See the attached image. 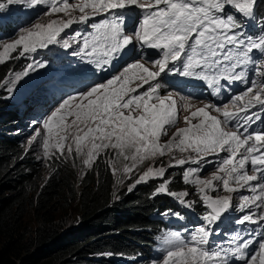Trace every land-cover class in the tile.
<instances>
[{
    "label": "snow or ice",
    "instance_id": "6c2138e0",
    "mask_svg": "<svg viewBox=\"0 0 264 264\" xmlns=\"http://www.w3.org/2000/svg\"><path fill=\"white\" fill-rule=\"evenodd\" d=\"M24 3L30 7L48 4L51 13H64L69 18L36 25L38 31H29L26 36L3 44L0 46V63L11 58L18 46H22L21 56L36 51L37 47L46 48L56 43L60 33L73 23H86L90 17L101 13H107L111 18L93 25L94 31L83 36L79 50L72 53L79 57L80 65L74 69L78 75L94 74L91 64L102 68L136 53L137 43L141 48L146 46L154 50L160 57L152 62L155 71L139 60L127 63L119 75L106 82H94L86 91L64 99L42 122L47 133L43 141L45 154L52 148L63 154L67 136L61 133L73 126L75 148L69 144L68 153L75 150L76 155L84 154V165L91 166L101 150H115L117 155L132 161L131 167L124 166L125 173L132 172L138 162L163 157L173 149L190 150L196 155L173 159L168 167L189 161L199 164L207 162L205 157L224 153L211 178L201 179L196 175V169L185 173L184 182L195 186L198 201L187 200V191H169L167 179L157 186L154 195L173 196L189 208L194 203H203L207 209L203 216L206 224L198 227L188 241L178 233L165 239L170 247L161 264H227L229 253L244 264H264V237L259 241L245 239L236 244L241 239L237 235L230 241L236 244L235 247L217 250L207 247L213 234L212 225L223 222L228 218L225 214L232 210L230 195L213 196L210 192L222 187L225 193H233L250 186L252 181L264 180V128L250 131L257 121L264 124V80L248 81L250 86L231 98L234 110H229L228 105L222 109L206 104L192 111V118H200L198 123L193 124L192 119L185 116L188 127L177 129L173 139L165 144H160L159 139L166 134L165 126L175 123L177 100L171 94L159 95V86L150 83L162 73L206 81L217 86V90L221 80L245 81L246 73L237 69L252 63V54L256 50L264 54V34L256 38L248 35L242 30L237 16L253 17L257 0H79L77 4L68 0H0V10ZM133 6L141 11L139 17L133 18V34L127 35L124 33L125 12ZM76 9L81 13L78 17L71 15ZM261 32L264 33V29ZM63 47L69 48L70 44L65 42ZM35 66L45 67L42 63ZM33 68L34 65L29 64L22 73H16L15 81L27 76ZM255 74L264 77V65L256 67ZM133 81H138L135 87L131 86ZM145 84L149 85L147 91L134 94ZM188 107L190 105L186 103L185 108ZM210 108L220 113L223 120L206 110ZM257 108L258 111L254 110ZM67 117H74L71 124L66 123ZM228 125L234 130H228ZM248 165H251L252 175L246 171ZM166 171L163 165L148 167L135 184L163 178ZM251 191L254 195L244 196L239 205V211H249L235 221L237 224L264 221V183L252 186ZM253 207L260 210L259 214L251 211ZM254 243L258 248L247 252Z\"/></svg>",
    "mask_w": 264,
    "mask_h": 264
},
{
    "label": "rangeland",
    "instance_id": "374dc122",
    "mask_svg": "<svg viewBox=\"0 0 264 264\" xmlns=\"http://www.w3.org/2000/svg\"><path fill=\"white\" fill-rule=\"evenodd\" d=\"M71 4L79 3V0H68ZM137 8L133 6L130 10L125 12V27L124 33L132 35L131 32L134 31L133 18L139 17L140 10L134 11ZM255 10L261 11V15L264 18V2L262 0H257L255 5ZM132 11L134 13H132ZM231 11V10H229ZM0 13L4 17L15 15L17 19H25V26H22L17 31L12 32V34L5 38H0V46L5 43H10L18 39L21 35H27L29 31H38L35 28L36 25H47L53 20H67L69 16L64 13H51L50 6L48 4H40L30 7L27 3L24 4H12L7 8L0 10ZM81 13L78 9L74 10L71 15L78 17ZM107 13H101L96 16L90 17L86 23L75 22L73 25L65 29L57 38V42L49 44L46 48L37 47L36 51L29 52L23 56L20 55L22 46H18L17 50L11 54V58L6 59L3 63H0V99L5 102L6 107H10L15 110L16 114L12 116V124L9 133L14 134L16 139L14 141L17 150L19 161L21 158H28L32 160L33 170H34V185L37 187L36 190L47 180L50 176L58 177L59 170L61 167L64 168L66 177H69L70 183L73 188L79 186L86 172H93L94 167L97 163L98 158L104 157L105 163L110 166L113 185L115 186L114 196H118L120 193H125L129 191V188L135 185L136 179L141 175L148 167H159L161 165L165 166L167 171L163 178L151 179L156 181L157 186L161 184L165 179L169 180L168 189L171 192L181 193L187 191L189 193L187 200L198 201L199 196L195 191V186L191 184H186L184 182V175L189 169H196V175L201 179L211 178L214 173L217 172L219 163L224 157V153L217 155H212L205 157L207 162H201L199 164L189 161L184 165H174L168 167L173 159L187 158L188 156H195L194 152L185 151L180 152L178 149H173L172 153H166L163 157H156L155 159H146L143 162H138L137 166L133 168L132 172L125 173L124 166L128 165L131 167V159L125 160L122 156L116 154L115 150H101L97 159H95L91 166H86L83 163V159L86 158L84 154L76 155L75 150L72 153L67 152V146L72 144L73 149L75 148L72 136L75 134V127L66 129L62 135H66L67 138L64 141L65 149L63 154L60 150L52 148L48 154H45V149L43 146V141L46 131L43 129L42 122L45 120L54 110H56L64 99L70 96L78 95L79 92L86 91L88 87L95 83L106 82L110 79L109 73L100 74L101 68H97L96 65H90L95 71L94 74L97 76L94 78L93 73H88L87 76L78 75L74 69L78 68L80 65L79 57L74 56L72 53L78 51V46L82 45V37L93 32V25L100 23L101 21L108 19ZM126 14H128L126 16ZM238 21L242 24V30L248 33V29L253 23L251 18H243L237 16ZM253 38H256L255 35ZM65 42L70 44L69 48H64ZM253 55L252 63L247 66H243L242 69H237V71L243 70L246 73L245 81H227L226 85L217 90L216 99L210 98L212 103L205 101L204 99H192L186 97V95H180L176 91L169 89L170 87H164L159 90V95L167 96L172 95L174 99L177 100V116L175 118V123L171 126H165L166 134H162L159 139L160 144H165L169 140L173 139L174 134L177 133V129L188 127L187 122L184 117L189 116L192 119V123H198L199 118H192L190 113L195 111V109L200 108V105H213L215 107L224 108L228 105L229 110H234V106L231 104V98L235 95L242 94L247 87L250 86L248 81L251 80H264V77H260L255 74V68L264 65V57L260 50H256ZM159 55H156L154 50L148 49L146 46L141 48L140 45H136V53L130 54L129 56H124L122 63L115 62L117 66L114 71L124 69L127 63H134L139 60L141 63L146 64V67H150L154 71L152 62L159 59ZM44 64L47 67H36L37 64ZM119 63V64H118ZM29 64L34 65V68L29 70L28 75L22 77L20 81H15V74L22 73ZM152 66V67H151ZM53 70L55 72L47 73V70ZM66 69L69 70L66 76ZM45 72V73H44ZM44 74V78L42 75ZM90 74V75H89ZM119 75V74H118ZM167 75L161 74V77H166ZM172 78H177L178 75L168 74ZM85 78H88V83L85 82ZM46 80V86H45ZM157 80V79H156ZM156 80L154 82H156ZM60 83L58 87L57 84ZM81 81H84L80 84ZM160 81V80H159ZM151 82V81H150ZM52 84V88H48V84ZM138 81H133L131 86L135 87ZM164 83V82H163ZM66 84V85H65ZM155 85L154 83H151ZM86 85V86H85ZM149 85L145 84L143 89H137L138 94L145 89H148ZM58 89V90H57ZM69 89V90H68ZM155 102V101H153ZM190 105V107L185 108V104ZM258 111L259 109H254ZM210 113L212 115H217L221 120L223 117L220 113H216L214 108H210ZM14 119V120H13ZM74 117H67L66 123L71 124ZM264 128V125H263ZM260 128L258 122L252 125L251 130L259 131ZM228 130H234L232 125H228ZM39 132V135L37 133ZM36 137V139H33ZM86 151V149H85ZM127 155L131 157V152ZM116 169V171H114ZM93 170V171H92ZM246 171L249 175L253 174L251 165H248ZM150 181V180H149ZM144 183V182H142ZM219 183V182H214ZM258 183H264V180L252 181L250 186L239 189L233 193H225L222 187H219L217 191L210 192L211 195H230L231 196V212L225 214L228 218L223 220V222H218L212 225L213 234L209 237L208 249L217 250L230 244V241L234 236L239 235L241 240H237L236 244L242 243V240L254 238L259 241L264 237V221L260 224L245 223L243 225L235 223L243 214H246L249 209H244L243 212L239 211V205L242 203V198L244 196H252L254 193L251 191V187ZM171 186H178L177 189H170ZM157 188V187H156ZM36 192V191H35ZM35 192H32V196H35ZM65 197L62 198V192L51 195L50 200L46 203V208H43L39 212H34L33 205H28L26 207L25 221L29 224H34L36 219H40V213L45 212L48 215L55 217V220L60 219V232L63 235H70L76 232V229L71 228L78 222V212L75 200L73 196H69L67 192H64ZM165 195L167 199L170 198L174 203L173 207L164 210L159 213L168 225L160 232H156L155 236L158 237L159 254L155 258L154 262H149V264H161L165 251L170 247L165 243V239L171 234L178 233L182 239L188 241L195 230L201 225L206 224L203 220V216L206 213V208L203 203H194L193 207L189 208L185 204H182L175 197L167 194ZM183 209V210H181ZM188 212L193 216V219H188V222L181 224L184 217L183 211ZM252 212L259 214V209L253 207ZM158 212H154L151 216L157 217ZM177 222V223H175ZM247 235V237H246ZM249 237V238H248ZM236 244L234 246H236ZM221 245V246H220ZM220 246V247H219ZM256 249L258 244L255 243ZM90 255V256H89ZM86 255L88 257H98L96 254ZM107 258H113L118 260L119 257L116 255H106ZM139 257V256H138ZM125 260L124 258H122ZM135 259V258H134ZM143 260L140 258L138 262ZM231 262V261H230ZM238 264V263H232ZM244 264V263H243Z\"/></svg>",
    "mask_w": 264,
    "mask_h": 264
},
{
    "label": "trees",
    "instance_id": "16d2710c",
    "mask_svg": "<svg viewBox=\"0 0 264 264\" xmlns=\"http://www.w3.org/2000/svg\"><path fill=\"white\" fill-rule=\"evenodd\" d=\"M260 25L264 28V19ZM3 28L5 21L0 20ZM15 112L0 99V264H139L136 257L151 250L162 224L151 215L168 206L167 196L154 195L156 181L135 184L115 197L110 166L101 157L76 188L61 167L58 177L50 176L36 190L32 160H17L16 137L9 133ZM63 191L76 203L78 222L71 227L76 232L63 235L61 220L45 212L34 224L25 221L28 205L34 203L37 213L51 195L62 192L64 198Z\"/></svg>",
    "mask_w": 264,
    "mask_h": 264
},
{
    "label": "bare ground",
    "instance_id": "6f19581e",
    "mask_svg": "<svg viewBox=\"0 0 264 264\" xmlns=\"http://www.w3.org/2000/svg\"><path fill=\"white\" fill-rule=\"evenodd\" d=\"M137 11L138 10H140V9H136ZM131 11V10H130ZM141 11V10H140ZM127 12V11H126ZM129 12V11H128ZM132 13H134L133 11H132ZM128 14H126V16H127ZM106 16L108 17V19H110L111 17H110V15L109 14H106ZM129 34V33H128ZM127 34V35H128ZM131 34H133V32H131ZM137 44H139V43H137ZM137 46H139V45H137ZM141 47V46H140ZM119 62H121V60H119ZM119 64V63H118ZM91 65H93V67H94V64H91ZM146 65V64H145ZM117 66V64L116 63H114L113 65H110V66H104V67H102L101 68V75L103 74V73H109L110 74V76H115V75H118V74H120L123 70L121 69L120 70V68L118 69V70H116V71H114V68ZM179 65H177V67H178ZM91 67V66H90ZM152 67V66H151ZM150 68V67H149ZM94 69H95V67H94ZM95 72V71H94ZM100 74H94V76L95 75H100ZM90 75V74H89ZM97 76H95L94 78H96ZM162 78L163 77H158L157 78V80H156V82H154V81H151L150 83H154L155 85H158L159 86V88H161V87H163L164 86V83H163V80H162ZM177 79H190V78H185V77H181V76H177ZM194 79V78H193ZM160 80V81H159ZM88 81H89V79L88 78H85V82L84 81H81L80 82V84L82 83V82H84V83H88ZM136 82V81H135ZM86 86V85H85ZM132 87H133V85H132ZM58 90V89H57ZM69 90V89H68ZM147 90V89H146ZM173 91H176L178 94H179V89H176V90H173ZM192 95L193 96H198V95H202V93L201 92H194V93H192ZM176 99H178L177 97H176ZM205 101H208V100H205ZM200 107H203L202 105H200ZM196 110V109H195ZM206 110H208V111H210V109H206ZM213 114V113H212ZM200 119V118H199ZM164 135V134H163ZM246 237H247V235H246ZM249 238V237H248ZM241 240V239H240ZM243 241V240H242ZM239 243H240V241H239ZM238 243V244H239ZM231 244V243H230ZM235 245V244H234ZM221 246V245H220ZM219 246V247H220ZM230 247H233V246H226V247H224V249H227V248H230ZM221 248V247H220ZM234 256H232V254L231 253H229V255H228V257L226 258L227 259V261H228V259H230V258H233Z\"/></svg>",
    "mask_w": 264,
    "mask_h": 264
},
{
    "label": "clouds",
    "instance_id": "9594fccd",
    "mask_svg": "<svg viewBox=\"0 0 264 264\" xmlns=\"http://www.w3.org/2000/svg\"><path fill=\"white\" fill-rule=\"evenodd\" d=\"M169 89H171V88H169ZM172 90V89H171ZM174 90V89H173ZM197 98V97H196ZM195 98V99H196ZM199 99H204V100H208L209 102H211L212 103V100H210V99H205V98H199ZM213 104V103H212ZM170 204L168 203V206H169ZM171 206V205H170ZM165 207H163L162 209H164ZM161 211V210H160ZM159 211V212H160ZM158 212V213H159ZM151 218H152V216H151ZM159 230H160V228H159ZM159 230H157V231H155L154 232V236H153V241L155 240V234H156V232H158ZM147 254H150V250L148 251V253ZM147 254H142V255H138L137 257H136V259H137V261H139L140 260V258L141 257H143V260H141L140 262H138L139 264H149V262H152V261H149L148 259H147Z\"/></svg>",
    "mask_w": 264,
    "mask_h": 264
}]
</instances>
